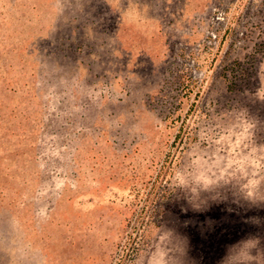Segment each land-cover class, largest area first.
Here are the masks:
<instances>
[{
  "label": "rangeland",
  "instance_id": "obj_1",
  "mask_svg": "<svg viewBox=\"0 0 264 264\" xmlns=\"http://www.w3.org/2000/svg\"><path fill=\"white\" fill-rule=\"evenodd\" d=\"M0 264H264V0H0Z\"/></svg>",
  "mask_w": 264,
  "mask_h": 264
}]
</instances>
